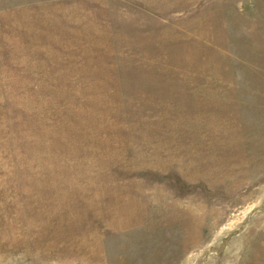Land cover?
<instances>
[{"label":"rangeland","instance_id":"1","mask_svg":"<svg viewBox=\"0 0 264 264\" xmlns=\"http://www.w3.org/2000/svg\"><path fill=\"white\" fill-rule=\"evenodd\" d=\"M0 264H264V0H0Z\"/></svg>","mask_w":264,"mask_h":264}]
</instances>
